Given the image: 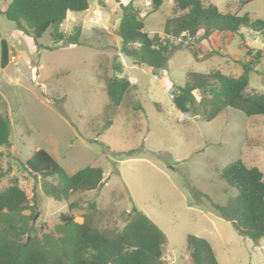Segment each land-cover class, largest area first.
<instances>
[{
  "label": "rangeland",
  "instance_id": "374dc122",
  "mask_svg": "<svg viewBox=\"0 0 264 264\" xmlns=\"http://www.w3.org/2000/svg\"><path fill=\"white\" fill-rule=\"evenodd\" d=\"M10 1L0 0V11ZM130 1L144 16L145 30L161 34L173 12L172 0H162L157 9L155 0H90L89 9L69 11L60 26L70 33L82 25L79 44H54L49 29L37 45L0 14V42L6 39L12 53L7 67L0 64V113L10 118L12 128L11 145L0 147V189L15 177L31 203L36 202L37 213L30 220L33 234H56L60 215L72 201L77 202L76 221L87 215L111 234L125 228L126 216L136 206L162 229L167 264H190L188 234L209 240L219 264H264V237L241 234L212 207V201L226 204L236 195L220 175L224 166L241 158L264 173V115L250 117L228 107L207 121L180 111L172 99V91L186 82L189 70L219 68L241 74L240 61L251 58L245 45L254 52L261 49L262 58L244 92H264L262 33L247 28L226 34L201 29L198 39L187 40L155 73L121 51L117 29ZM205 1L222 12L264 19V0L243 5V0ZM115 63H122L121 73ZM113 75L127 76L134 83L119 106L111 104L106 89L107 78ZM38 148L47 149L69 173L86 165L102 166L103 183L77 190L69 199L46 194L44 183L55 178H36L21 166Z\"/></svg>",
  "mask_w": 264,
  "mask_h": 264
},
{
  "label": "trees",
  "instance_id": "16d2710c",
  "mask_svg": "<svg viewBox=\"0 0 264 264\" xmlns=\"http://www.w3.org/2000/svg\"><path fill=\"white\" fill-rule=\"evenodd\" d=\"M172 15L168 16L162 33L145 30V18L130 1L123 7L117 34L121 38V51L136 64L149 65L155 73L166 67L171 54L184 47L187 40L198 39L201 29L237 33L242 28L259 31L264 38V19L252 18L238 11L222 12L213 2L205 0H172ZM250 0H243L242 5ZM162 0H155L157 9ZM90 0H11L0 11L23 32L38 39L49 29L54 44L81 43L82 25L72 32L60 26L69 11L89 9ZM242 60L243 71L235 76L212 68L208 71L189 70L186 82L172 91L174 105L182 112L198 115L204 120L215 119L228 107L236 108L247 116L264 115V92L245 93L251 72L261 62L262 50L249 45ZM47 47H52L49 45ZM198 57V53H194ZM12 57L6 39L0 42V64L7 67ZM116 72L123 71L122 63H115ZM264 83V70L260 72ZM134 83L127 76L107 78L106 89L111 104L119 106L130 94ZM11 120L0 113V147L12 143ZM21 166L34 177L53 176L55 182H45L44 191L56 199H69L77 190L97 188L104 181L100 165H86L69 173L45 148H38ZM226 183L236 189V195L226 204L212 201V207L222 217L233 222L238 232L259 239L264 237V173L256 165L238 158L224 166L220 172ZM208 197V196H207ZM27 191L17 178L0 189V264H167L163 254L165 236L143 211L136 206L126 216L123 230L112 234L99 228L85 215L82 222L75 220L73 210L77 202L69 203L68 211L61 213V228L54 232L35 230L30 220L36 215ZM32 209L33 214L24 211ZM41 237V239H39ZM51 247V248H50ZM190 264H219L209 240L195 234L187 236Z\"/></svg>",
  "mask_w": 264,
  "mask_h": 264
}]
</instances>
